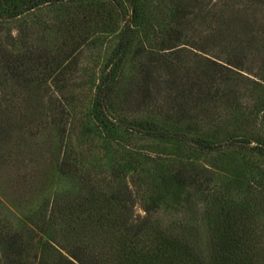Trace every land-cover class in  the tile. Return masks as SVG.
<instances>
[{
    "label": "trees",
    "instance_id": "16d2710c",
    "mask_svg": "<svg viewBox=\"0 0 264 264\" xmlns=\"http://www.w3.org/2000/svg\"><path fill=\"white\" fill-rule=\"evenodd\" d=\"M148 1L0 0V24L24 17L53 33L44 47L26 31L0 35V130L34 101L56 129L69 184L19 224L0 202V264H264V18L254 28L237 17L242 0H157L150 15ZM194 20L206 29L197 41ZM106 38L114 45L89 77L85 52ZM84 86L93 93L82 116L72 90ZM137 139L190 155L234 151L247 179L236 193L195 156L152 168L131 152ZM146 172L154 188L139 216L128 180ZM163 207L175 212L167 222L154 218Z\"/></svg>",
    "mask_w": 264,
    "mask_h": 264
},
{
    "label": "rangeland",
    "instance_id": "374dc122",
    "mask_svg": "<svg viewBox=\"0 0 264 264\" xmlns=\"http://www.w3.org/2000/svg\"><path fill=\"white\" fill-rule=\"evenodd\" d=\"M217 1L212 0V2ZM242 2L243 6L237 5V17L244 18V21L257 28L254 20H263L264 10L244 6L247 3L246 0H242ZM147 8L148 15L157 12V0H149ZM238 9L243 11H238ZM49 12H51L50 9H45L41 13L43 17H46ZM49 16H52V13H49ZM26 19L22 17L6 24L1 23L0 35L5 36L8 34L11 37H16L18 40L26 31L29 32V35L31 34L29 44L33 46L44 47L48 42H51L53 33L49 28L42 31L43 27L41 25L33 27ZM191 25L188 35L196 41L202 39L205 35V27L198 25V21L195 20ZM114 41V39L106 38L102 46L85 52L82 59L85 75H89L92 78L98 75L99 67L110 52ZM217 48V46L214 47V53L212 54L218 51ZM136 60L134 59L130 62L134 64ZM129 66L131 67V65ZM248 66L253 71H256L258 59H252ZM126 71L129 74L133 73L129 67ZM86 80L87 78L84 77L82 81L85 82ZM5 90L4 87L0 86V98L3 92L7 93ZM49 91H56V89L55 87H51ZM72 91L75 96L74 104L77 112L83 116L90 104L93 92L90 87L86 86ZM50 92L47 91V97L45 96L43 99L44 102L47 100ZM22 105L15 123L10 125V127L7 126L8 131L7 128L4 129L6 130L5 132L0 130V202L3 206L4 215L13 224H19L22 219H25L26 216L48 201L55 191L69 188V184L57 172L55 156L52 151L57 141L56 129H54L51 123H41L39 114L38 116L36 114L38 106L34 107V101H27ZM76 135L77 132H74L72 139ZM132 146L134 148L131 152L135 153L136 156H142L149 166L156 169L159 168L158 164L160 161L171 162L172 158L184 160L186 157L195 156V158L189 159V161L206 167L213 174H216L215 177L218 184L222 182L231 183L232 188L235 189L233 191L236 193L239 182L241 181L244 185L243 181L247 179L245 177L246 170L243 169V162L245 160L242 161V155L234 151L227 150L221 154L199 153L190 155V153L180 152L176 146L170 144H160L138 139L133 142ZM247 155L255 159V156L250 154V152H247ZM128 183L136 199L133 205V212L136 215L144 216V209L148 206L149 202L147 192L152 191L154 188L151 177L148 176L147 172L140 173L128 180ZM261 204L264 205V200H262ZM174 214V211L165 210L163 207V209L161 208L154 214V218L167 222L172 219ZM257 224L260 230H264V213L257 219ZM261 239L264 244V233Z\"/></svg>",
    "mask_w": 264,
    "mask_h": 264
}]
</instances>
